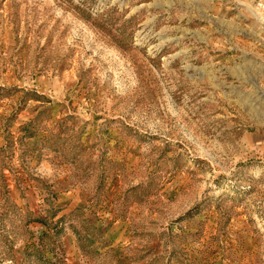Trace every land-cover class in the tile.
I'll list each match as a JSON object with an SVG mask.
<instances>
[{
    "label": "rangeland",
    "instance_id": "rangeland-1",
    "mask_svg": "<svg viewBox=\"0 0 264 264\" xmlns=\"http://www.w3.org/2000/svg\"><path fill=\"white\" fill-rule=\"evenodd\" d=\"M263 5L0 0V264H264Z\"/></svg>",
    "mask_w": 264,
    "mask_h": 264
},
{
    "label": "crops",
    "instance_id": "crops-1",
    "mask_svg": "<svg viewBox=\"0 0 264 264\" xmlns=\"http://www.w3.org/2000/svg\"><path fill=\"white\" fill-rule=\"evenodd\" d=\"M80 192H74L72 195H71V197L68 199L67 198V200L69 201V204L67 203V211H65V213H63V214H61L59 217L61 218V217H63L64 215H66V214H69V213H71V212H75V211H79L80 209H82V206H83V204H82V201L80 200ZM72 241V239L70 238L69 239V241Z\"/></svg>",
    "mask_w": 264,
    "mask_h": 264
},
{
    "label": "built area",
    "instance_id": "built-area-1",
    "mask_svg": "<svg viewBox=\"0 0 264 264\" xmlns=\"http://www.w3.org/2000/svg\"><path fill=\"white\" fill-rule=\"evenodd\" d=\"M261 25H262V27L264 28V5L262 6Z\"/></svg>",
    "mask_w": 264,
    "mask_h": 264
}]
</instances>
